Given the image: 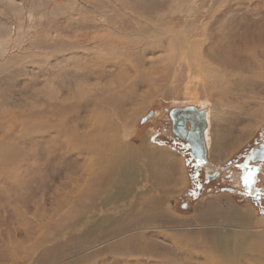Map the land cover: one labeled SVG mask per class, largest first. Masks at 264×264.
<instances>
[{
	"label": "rangeland",
	"instance_id": "374dc122",
	"mask_svg": "<svg viewBox=\"0 0 264 264\" xmlns=\"http://www.w3.org/2000/svg\"><path fill=\"white\" fill-rule=\"evenodd\" d=\"M257 2L238 0V9H256ZM206 3L209 0H0V264H122L137 247L147 245L139 264H264V165L241 159L264 145V119L234 154L221 161L212 155L224 158L237 135L230 115L232 126L221 125L228 131L215 132L212 112L231 110L249 123L252 107L245 104L264 106V71L227 85L205 81L202 67L211 69L203 55L207 42L204 35L193 36L194 25L186 17L193 19L197 11L205 15ZM175 17L178 25L172 27L168 21L174 24ZM121 98L127 100L121 106L125 117L135 116L128 126L122 117L115 120L123 140H145L142 144L150 151L174 155L178 166L159 165L151 169L153 174L143 172L135 184L144 191L136 209L115 220L113 229L92 240L62 238L98 203L104 185L101 178L82 187L90 178L86 172L92 160L77 158L73 141L89 132L90 122L99 117L97 108L113 115ZM188 106L207 111L209 159L199 168L190 147L172 131L171 111ZM223 133L226 138L220 140ZM230 162L234 164L228 170ZM245 163L257 169L251 195L237 167ZM213 170L220 176L211 181L207 173ZM75 190L84 195L78 196L80 205L62 206V197L76 196ZM233 209L254 212L256 221L244 224L240 232L262 251L238 249L230 258L217 257L182 243L188 235L200 247L211 246L213 238L207 234L234 230L218 214ZM200 211L206 215L203 220L214 218L212 225L198 220ZM135 237L132 246L126 243ZM80 245L85 253L77 255Z\"/></svg>",
	"mask_w": 264,
	"mask_h": 264
},
{
	"label": "bare ground",
	"instance_id": "6f19581e",
	"mask_svg": "<svg viewBox=\"0 0 264 264\" xmlns=\"http://www.w3.org/2000/svg\"><path fill=\"white\" fill-rule=\"evenodd\" d=\"M237 2L238 0L236 1L235 0H209V4L206 3L208 7L206 6L207 9L205 8L206 9L205 15L197 11L195 15L192 14L194 15L193 19H190L191 18L190 15L186 17L187 23L188 21H190L189 24L194 25L195 30L193 31L195 32L193 36L198 38V36L204 35L203 37L204 39H206V42H207V47H206L207 49L206 50L202 49L203 55L208 60V63H209L208 66L210 65L211 67V69H208V68L204 69L202 67L203 73L206 76V79L205 77L204 79L207 83H210V84L211 83L213 84L214 83H218V84L225 83L226 85L227 83L232 84L233 81L240 82L243 80V78L246 79V78H249L250 76L252 77L261 76L262 71H264V14L262 12V8L264 7V0H258L256 9L249 7L247 8V10L238 9V7L240 6ZM222 4L224 5L229 4V5H226L224 9H219L218 5H222ZM170 10L167 8L166 13H168ZM173 15H175V12ZM157 18H158V21H161V19H159V15ZM178 21H179V18L175 17L173 18L174 24L170 21H168V23L172 27H174L173 25L175 26L178 25L176 24ZM203 21H205V24L204 25L200 24ZM196 41H198V39ZM196 41L194 42L196 43V45H198L200 42H196ZM204 88L207 89V84L204 85ZM126 96L128 95H125V98ZM125 98L124 99L121 98V100L115 99L117 102L114 105L117 107H120V109L117 111L118 113L116 111H113V115H110L111 117L104 112L103 108H102V111L99 110V108H97V111L99 112V117L95 119L94 122H90L91 124L89 125V127H87L86 125L89 132L84 136H81L78 138L76 137L73 141L74 143L72 142L74 149H76L75 152L73 153L76 154L75 156L77 158L82 157V160L83 158L85 160L87 159L92 160V162L89 163L87 167V172H86V175H88V177L90 178L87 182L85 180L84 185L82 187H84L85 185L87 186L91 180L100 181L103 179L104 185L102 186L103 189L100 192L101 197H99L98 203L95 206H92L88 210V212L84 215V217H82V220L80 219L79 223L75 227L68 230L62 236V238L70 237V239L71 238L78 239L79 236H82V237L84 236L83 239H86L87 237L93 238V236L97 235V233L99 232L101 233V231H104L110 228L113 229V227L116 226V223L114 222L115 220L126 217L127 215H129V213H132L136 209L135 208L136 199L138 197L140 198L141 194L144 191L142 187L137 186L135 184L137 183V178L140 176L142 177L143 172L144 173H146L147 171L151 172L152 168L157 170V167L159 165L167 166L168 164H170L172 169H174V167L177 168L178 166L179 160L174 155L172 156L170 153L166 151L165 152L160 151V150L150 151L147 148L146 144H142L145 140L138 144H135L132 142H126L125 140H123V137L121 135L122 133H120L122 131H120L119 127L116 125L115 120L121 119L122 117L121 120L123 121L125 120V123L124 122L123 123L128 126L130 125V122L135 118L134 114L132 113H130V115L127 114V117H125L126 113L123 111L122 109L123 107L121 108V106L127 103V100H126L127 98L126 99ZM258 104L252 105L249 102L245 104V107H248V106L252 107V109L249 108L250 109L249 110L250 112L249 123H246L245 121L247 119L246 117L245 119L241 118L240 114L235 113V112H230L231 110L230 111L228 110L229 111L228 113H224L226 110L222 111L221 113H219L218 111L212 112L213 113L212 114L213 115V127H214L215 132L220 133V131L222 132L228 131L227 128H229L231 125V122L229 120L230 119L229 115H230L231 118L235 117V120L231 119V121L232 120L235 121L236 134H237L234 139L235 141L232 146L233 148L231 147L232 149L226 152V154L224 155V158L221 159L220 154H216L215 152H212L214 160L221 161L223 159H226L230 155L234 154V152L237 151L240 148V146L243 145L244 141L250 135H252L251 133L253 132V130H256L257 128L261 126V123L263 122V119H264V106L258 105ZM201 111H204L205 118L207 121V127L204 132V139H205L207 130H208L207 111L206 110H201ZM224 115L227 117H224ZM143 120L145 121V119ZM84 124L85 123H83L82 127H84ZM223 124H224V127H227V128L222 127L221 125ZM242 124H244L245 129H244V126H242L241 129L237 128L238 125H242ZM124 128L125 126L123 127V129ZM84 130H85V127H84ZM74 131L76 132V130ZM71 132L73 131L71 130ZM75 132L72 134L75 135ZM80 132H78V134ZM224 134L225 133H223L219 137V139L224 137ZM233 134L234 133H232V136ZM225 138L226 137L220 140H223ZM205 144H206V140H205ZM206 150H207V147H206ZM155 170L152 171L151 174L156 172ZM84 173L82 174L84 175ZM177 173L179 177V182L180 183L181 181L184 182L185 178L184 179L182 178L181 176L182 174H180V172H177ZM81 188H79L78 190H81ZM78 190H75L73 192V193H76L75 195L77 197L73 195L68 196V194H65L62 197V206L69 208V207L80 205L81 202L78 200V196L80 199H82V197L84 198V195L83 193L82 195H78ZM76 200L78 203L76 202ZM155 205H157V203ZM202 212H201L202 215H200V217L197 216V218L199 217L198 220L211 223L212 225V222H214V218L207 217L210 219L206 218V220H203V218H205L206 215ZM218 214H219V217L224 218L225 221L226 220L227 222L230 221L231 223L230 226H232L231 229H234V230L228 229L225 232H217V231L210 232V234H207V235H210L213 238V240L211 241L212 242L211 246H208V247L206 246L200 247L198 244H195L192 237L191 236L188 237V235H186V237L182 235V237L188 240L187 242H185L186 241L185 240L182 243L188 244L186 247H191V249H194V250L200 249V250H203L205 254H209V255L217 256V257L226 255L228 258H230L238 251V249L239 250L247 249L249 251L250 250L251 251L252 250L262 251L260 249H256L255 246L253 245L254 243L251 244L250 237L245 236L243 232H240L241 231L240 228L244 224L246 225L249 222L256 221L254 212H252L251 210L242 211V210L233 209V210L227 211L224 214H220V213ZM218 214L215 213L214 215L218 216ZM100 233L98 234V236L100 235ZM104 233L102 234L105 235ZM132 233L134 234V232ZM107 234H108L107 237H109L110 235L108 231H107ZM117 234H120V233L118 232ZM103 235L101 236L103 237ZM141 236L142 237L138 236V238L139 237L143 238V235ZM110 238L111 237H109V239ZM209 239H206V244H209L207 242V240L209 241ZM106 240H108V238ZM136 241H137V237H135V239L132 241L128 240L126 243L130 244L131 242H136ZM116 244L118 245V243ZM120 244L122 245V243ZM129 244L128 246L131 245ZM147 247L148 245L145 247H137V250H136L137 252L135 251V254L132 256H131V253H129L130 254L129 257L131 256V258L124 257L122 259V264L141 263V260L145 259L146 257L144 256L147 255L148 253ZM126 249H129V248H126ZM84 250L85 249L82 248L80 245L78 246L76 250L77 251L76 254L79 255L83 253ZM116 250L118 251L120 249L118 248ZM129 250L131 251L132 249H129ZM123 251H122V254H123ZM203 251L201 252L199 251V253H202ZM128 252L129 251H127V253ZM45 253H46V250L44 251V254ZM50 262L53 264L56 263V261H50ZM73 264H81V262L77 260Z\"/></svg>",
	"mask_w": 264,
	"mask_h": 264
},
{
	"label": "water",
	"instance_id": "95a60500",
	"mask_svg": "<svg viewBox=\"0 0 264 264\" xmlns=\"http://www.w3.org/2000/svg\"><path fill=\"white\" fill-rule=\"evenodd\" d=\"M170 115L174 122V134L188 144L195 159H203L206 162L208 159L206 158L207 150L204 132L207 127V121L204 111L188 106L173 109ZM187 124L190 125V129L187 128ZM261 149L264 150V146H261ZM251 158L253 159V157ZM262 159H264V154Z\"/></svg>",
	"mask_w": 264,
	"mask_h": 264
},
{
	"label": "flooded vegetation",
	"instance_id": "af4514ba",
	"mask_svg": "<svg viewBox=\"0 0 264 264\" xmlns=\"http://www.w3.org/2000/svg\"><path fill=\"white\" fill-rule=\"evenodd\" d=\"M180 108V107H179ZM183 108H185V107H183ZM170 117H171V115H170ZM171 120H172V131H173V124H174V122H173V119L171 118ZM187 128L188 129H190V125L189 124H187ZM174 133V132H173ZM175 135V134H174ZM176 136V135H175ZM177 137V136H176ZM178 138V137H177ZM179 139V138H178ZM179 140H181V139H179ZM181 141H183V140H181ZM184 142V141H183ZM184 143H186V142H184ZM187 144V143H186ZM188 145V144H187ZM261 146H264V145H260V146H255L254 148H252L251 150H250V152L248 153V155L246 156V158H241L242 159V162L244 163L246 160H252V158L251 157H253V159H258V160H256L257 161V163L258 164H260V166L263 168V166L262 165H264V159H262V156H263V154H264V150H262L261 149ZM194 158V157H193ZM206 158H208L209 159V157H208V150H207V157ZM195 159V158H194ZM196 161H199V160H197V159H195ZM234 164V162H230V163H228V165H227V169L229 170L230 168H232V165ZM219 176H220V171L219 170H213L212 171V173H207V178H208V180H216V179H218L219 178Z\"/></svg>",
	"mask_w": 264,
	"mask_h": 264
},
{
	"label": "snow or ice",
	"instance_id": "6c2138e0",
	"mask_svg": "<svg viewBox=\"0 0 264 264\" xmlns=\"http://www.w3.org/2000/svg\"><path fill=\"white\" fill-rule=\"evenodd\" d=\"M205 163V161L203 159H199L198 163H197V168L201 167L203 164ZM238 168H240L242 170L241 173V182L244 186V188L247 191L248 195L252 194V189H253V185L256 183V177H255V173L257 171V169H250L248 164L245 163L244 165H237ZM261 196V193L259 191L256 192V198L259 199Z\"/></svg>",
	"mask_w": 264,
	"mask_h": 264
}]
</instances>
